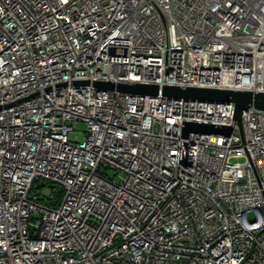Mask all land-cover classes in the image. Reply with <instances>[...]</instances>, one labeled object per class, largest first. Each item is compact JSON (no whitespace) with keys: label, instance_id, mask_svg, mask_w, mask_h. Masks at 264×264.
I'll use <instances>...</instances> for the list:
<instances>
[{"label":"built area","instance_id":"obj_1","mask_svg":"<svg viewBox=\"0 0 264 264\" xmlns=\"http://www.w3.org/2000/svg\"><path fill=\"white\" fill-rule=\"evenodd\" d=\"M99 81L264 91V0H0V264H264V110Z\"/></svg>","mask_w":264,"mask_h":264},{"label":"water","instance_id":"obj_2","mask_svg":"<svg viewBox=\"0 0 264 264\" xmlns=\"http://www.w3.org/2000/svg\"><path fill=\"white\" fill-rule=\"evenodd\" d=\"M87 81H79L78 83H86ZM95 85L102 89H117L131 94H148L158 95L159 92L163 96L169 98L197 99L202 101H212L220 103L232 102L234 104L233 118L240 123L241 112L253 106L257 109L264 110V91L251 89H227L217 87H195V86H179V85H158L155 83H123L99 81ZM190 131L199 133H220L229 134L230 126L216 125L211 123L186 122L183 128L184 134Z\"/></svg>","mask_w":264,"mask_h":264},{"label":"rangeland","instance_id":"obj_3","mask_svg":"<svg viewBox=\"0 0 264 264\" xmlns=\"http://www.w3.org/2000/svg\"><path fill=\"white\" fill-rule=\"evenodd\" d=\"M84 129H85L84 123L78 122L76 124V127L74 128V130H71L69 132V138L72 140H75V141H81L84 137V132H83ZM110 172L113 174V170H110ZM120 175H116L117 180L120 179ZM250 215H252V214H250Z\"/></svg>","mask_w":264,"mask_h":264}]
</instances>
